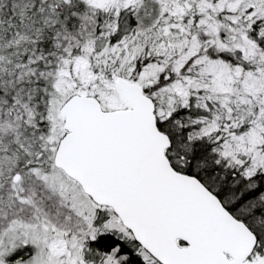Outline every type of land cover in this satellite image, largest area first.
I'll return each mask as SVG.
<instances>
[{
	"label": "snow or ice",
	"instance_id": "snow-or-ice-1",
	"mask_svg": "<svg viewBox=\"0 0 264 264\" xmlns=\"http://www.w3.org/2000/svg\"><path fill=\"white\" fill-rule=\"evenodd\" d=\"M0 264H264V0H0Z\"/></svg>",
	"mask_w": 264,
	"mask_h": 264
}]
</instances>
